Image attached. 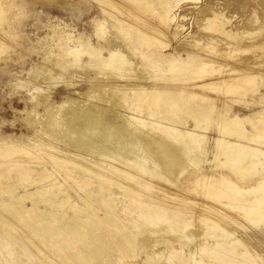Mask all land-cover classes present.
<instances>
[{
  "label": "bare ground",
  "instance_id": "obj_1",
  "mask_svg": "<svg viewBox=\"0 0 264 264\" xmlns=\"http://www.w3.org/2000/svg\"><path fill=\"white\" fill-rule=\"evenodd\" d=\"M16 1L0 0V12ZM211 2L81 0L88 29L53 31L51 65L23 110L30 135L0 137L9 242L5 231H25L43 264H264V93L244 118L217 112L214 127L200 105L220 100L209 90L226 102L262 84L264 33ZM3 38L0 52L11 47ZM184 108L196 110L190 122L177 118ZM191 176L186 192L206 202L169 192Z\"/></svg>",
  "mask_w": 264,
  "mask_h": 264
},
{
  "label": "rangeland",
  "instance_id": "obj_2",
  "mask_svg": "<svg viewBox=\"0 0 264 264\" xmlns=\"http://www.w3.org/2000/svg\"><path fill=\"white\" fill-rule=\"evenodd\" d=\"M79 1L81 0H75L74 5L70 3L68 5V0H17L12 5H5L4 8L6 9L4 13L0 12V37L2 36V38H5L3 39L8 45L7 48L11 46L0 52V137L11 136L21 139L24 135H30V132L22 125L21 120L25 118L23 110L25 108H31V102L28 100L31 87L34 84H40L43 71L51 65V58L45 50V42H48L49 38L53 36V31L59 32V30H63L67 34L72 32V35L75 37L76 34L82 33L84 29H88L87 25H89V20L83 19L80 7L81 3H79ZM209 4L214 10L217 8L219 12L225 13L227 16H231L232 14L241 15L240 18L243 19L244 23L242 26L248 24V20L253 16V20H257L256 25H259L264 33V0H212ZM184 6L178 9V11H183L185 9ZM188 11L189 10H186V12ZM15 12L16 15L13 14ZM184 12L182 14H186V12ZM3 29H9V31H11L5 36L2 33ZM14 40L18 43L15 49L13 47L14 43L12 42ZM249 55L250 54L247 53L241 55L240 58H248ZM69 73L72 72L69 71ZM263 79L259 80V82ZM256 83H258V81H256ZM217 90L218 89L209 90L206 94L213 98L218 97L217 99H220L219 101H214L213 103L200 102V105L207 108L208 111L211 109L207 122L209 126L212 127H214L212 119L217 112H220L224 117H231L233 114H238L244 118V115L258 110L260 106L257 105V100L255 98H257L259 93H264V80L262 84L247 85L244 94L238 97L237 100H232L233 98L231 97L226 100V102H223L222 97H224L223 95L225 94L223 91L218 90V92ZM63 92L64 90L61 84H59L54 91V100L59 101V97ZM195 111L194 109L188 110L184 108L179 112L177 118L181 122H190V116ZM243 127L247 132L252 131L251 124L247 121L243 122ZM208 137H215L213 128L208 131ZM24 141L25 139L23 138V142ZM206 166L205 164H200V167L203 169H205ZM205 170L208 171L206 172L208 175L212 174L211 170ZM223 171L224 169L217 167L214 173ZM252 178L254 177L250 179ZM193 180H195V178L191 176L187 180H184L185 182L182 181L183 183L178 186L179 188H173L169 192L173 193V190L175 194L179 193V196L185 197L186 199H196V203H202L201 201L206 202V200L201 198L203 195L186 192L187 189L189 190L191 186L189 184ZM164 181H166V179L162 180V182ZM163 188L167 189L166 186H163ZM73 189L74 190L69 189V194L72 199L78 201L77 193L75 192L77 189L75 187H73ZM159 196L164 197L162 195ZM8 199V197H0V201ZM24 203L25 205H29L30 201L26 200ZM15 231H5L7 235L10 236L11 242L8 241L6 236L0 234V238H2V243H0V255L5 253L4 256H10L13 254L19 258L18 264H25L27 262L29 264L30 262L31 264H38V261L43 264V261L40 260L39 257L44 260L46 259L45 254L38 251L35 246L27 244L26 241L28 237L26 238V236H28V234L26 233L27 235H25V231L22 233L25 236L24 238L20 233L14 234ZM236 233L240 234L241 232L238 230ZM15 235H19L21 239H19V236ZM13 236L18 238L14 240L17 243L12 242V239H15ZM17 240L22 241L18 242ZM24 241L26 242L25 247L24 244H22ZM20 246L21 248H19ZM23 248H26L27 251H22L24 250ZM29 251L33 256L29 255ZM34 255H37V257ZM30 256L34 258L31 257V261H27ZM0 259L2 261L1 264H9L1 256Z\"/></svg>",
  "mask_w": 264,
  "mask_h": 264
}]
</instances>
